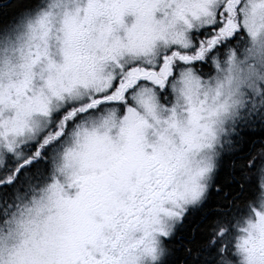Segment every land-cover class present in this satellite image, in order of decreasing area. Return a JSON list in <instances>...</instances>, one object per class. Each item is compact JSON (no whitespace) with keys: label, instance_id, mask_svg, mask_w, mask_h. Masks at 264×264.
Here are the masks:
<instances>
[{"label":"snow or ice","instance_id":"snow-or-ice-1","mask_svg":"<svg viewBox=\"0 0 264 264\" xmlns=\"http://www.w3.org/2000/svg\"><path fill=\"white\" fill-rule=\"evenodd\" d=\"M0 264H264V0H0Z\"/></svg>","mask_w":264,"mask_h":264}]
</instances>
